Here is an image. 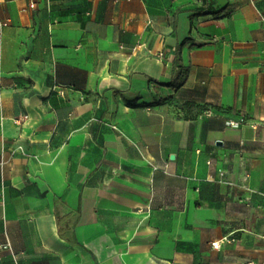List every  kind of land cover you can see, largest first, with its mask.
<instances>
[{
	"label": "crops",
	"instance_id": "crops-1",
	"mask_svg": "<svg viewBox=\"0 0 264 264\" xmlns=\"http://www.w3.org/2000/svg\"><path fill=\"white\" fill-rule=\"evenodd\" d=\"M0 18V264H264V0Z\"/></svg>",
	"mask_w": 264,
	"mask_h": 264
},
{
	"label": "built area",
	"instance_id": "built-area-1",
	"mask_svg": "<svg viewBox=\"0 0 264 264\" xmlns=\"http://www.w3.org/2000/svg\"><path fill=\"white\" fill-rule=\"evenodd\" d=\"M34 6H35V3L34 2H31L30 4H29V7H31V8H34ZM148 23H150L149 21H148ZM8 25V21L7 20H2L1 18H0V27H3V26H7ZM232 124V123H231ZM212 163V161L209 159L208 161H207V164H211ZM223 177H224V173L223 172H219V177H218V181L219 182H222V180H223ZM209 180H215L214 179V175L212 174V173H210L209 175H208V177H207ZM212 246L214 247V248H217L219 245H218V243H216V242H214V243H212ZM3 249H7V250H9V251H11V246H10V243L7 241L6 243H4V244H2V245H0V250H3Z\"/></svg>",
	"mask_w": 264,
	"mask_h": 264
},
{
	"label": "trees",
	"instance_id": "trees-1",
	"mask_svg": "<svg viewBox=\"0 0 264 264\" xmlns=\"http://www.w3.org/2000/svg\"><path fill=\"white\" fill-rule=\"evenodd\" d=\"M214 13L216 14L217 12H214ZM190 39H191V37L188 36V37L182 42V44H180V45L178 46V48L176 49V56H175V62H174L175 66H177V63H179V60H180L181 46H183L185 43H187ZM176 77H177V75H174V78H173L172 81H170L169 83H159V84H160V85H163V86H169V87H171V86L174 85V81L176 80Z\"/></svg>",
	"mask_w": 264,
	"mask_h": 264
}]
</instances>
